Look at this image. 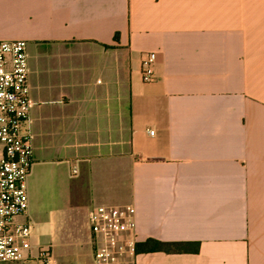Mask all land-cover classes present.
<instances>
[{
    "label": "crops",
    "instance_id": "obj_1",
    "mask_svg": "<svg viewBox=\"0 0 264 264\" xmlns=\"http://www.w3.org/2000/svg\"><path fill=\"white\" fill-rule=\"evenodd\" d=\"M0 40L27 42V193L195 243L136 264H264V0H0Z\"/></svg>",
    "mask_w": 264,
    "mask_h": 264
},
{
    "label": "built area",
    "instance_id": "obj_2",
    "mask_svg": "<svg viewBox=\"0 0 264 264\" xmlns=\"http://www.w3.org/2000/svg\"><path fill=\"white\" fill-rule=\"evenodd\" d=\"M156 59L154 52L142 56L144 83L154 81ZM28 74L27 42L0 40V264L53 263L51 247L32 244L30 222L17 221L28 212L27 178L33 164ZM135 215L131 205L90 210L92 264H136Z\"/></svg>",
    "mask_w": 264,
    "mask_h": 264
},
{
    "label": "rangeland",
    "instance_id": "obj_3",
    "mask_svg": "<svg viewBox=\"0 0 264 264\" xmlns=\"http://www.w3.org/2000/svg\"><path fill=\"white\" fill-rule=\"evenodd\" d=\"M28 192L32 244L51 247L52 264H92L90 226L84 207L71 205L67 196L50 195L49 183L41 188L36 182Z\"/></svg>",
    "mask_w": 264,
    "mask_h": 264
},
{
    "label": "trees",
    "instance_id": "obj_4",
    "mask_svg": "<svg viewBox=\"0 0 264 264\" xmlns=\"http://www.w3.org/2000/svg\"><path fill=\"white\" fill-rule=\"evenodd\" d=\"M118 39V36H115ZM156 251H163L167 253L173 252H193L195 251V243L184 242V243H174V242H161L153 239H147L142 242L137 241L136 243V253H152Z\"/></svg>",
    "mask_w": 264,
    "mask_h": 264
}]
</instances>
